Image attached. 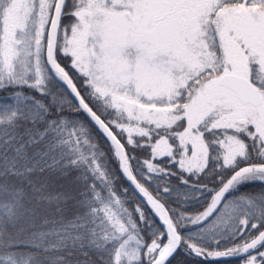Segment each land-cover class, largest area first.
Masks as SVG:
<instances>
[{"label": "snow or ice", "instance_id": "6c2138e0", "mask_svg": "<svg viewBox=\"0 0 264 264\" xmlns=\"http://www.w3.org/2000/svg\"><path fill=\"white\" fill-rule=\"evenodd\" d=\"M0 264H264V0H0Z\"/></svg>", "mask_w": 264, "mask_h": 264}]
</instances>
